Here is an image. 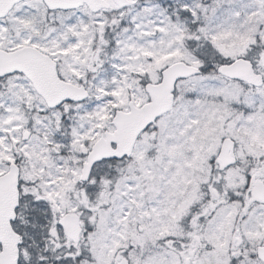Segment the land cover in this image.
Listing matches in <instances>:
<instances>
[{
	"label": "snow or ice",
	"instance_id": "6c2138e0",
	"mask_svg": "<svg viewBox=\"0 0 264 264\" xmlns=\"http://www.w3.org/2000/svg\"><path fill=\"white\" fill-rule=\"evenodd\" d=\"M0 264H264V0H0Z\"/></svg>",
	"mask_w": 264,
	"mask_h": 264
}]
</instances>
